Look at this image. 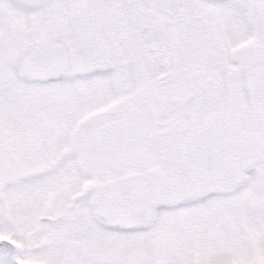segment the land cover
<instances>
[{"label": "snow or ice", "instance_id": "1", "mask_svg": "<svg viewBox=\"0 0 264 264\" xmlns=\"http://www.w3.org/2000/svg\"><path fill=\"white\" fill-rule=\"evenodd\" d=\"M0 264H264V0H0Z\"/></svg>", "mask_w": 264, "mask_h": 264}]
</instances>
